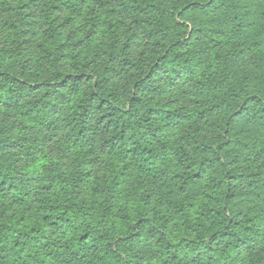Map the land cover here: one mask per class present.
<instances>
[{"label":"trees","instance_id":"1","mask_svg":"<svg viewBox=\"0 0 264 264\" xmlns=\"http://www.w3.org/2000/svg\"><path fill=\"white\" fill-rule=\"evenodd\" d=\"M0 264H264V0H0Z\"/></svg>","mask_w":264,"mask_h":264}]
</instances>
